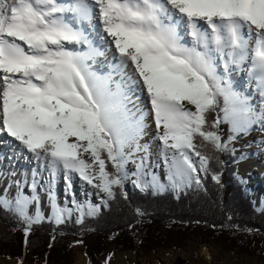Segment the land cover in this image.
Instances as JSON below:
<instances>
[{
  "label": "snow or ice",
  "instance_id": "snow-or-ice-1",
  "mask_svg": "<svg viewBox=\"0 0 264 264\" xmlns=\"http://www.w3.org/2000/svg\"><path fill=\"white\" fill-rule=\"evenodd\" d=\"M100 32L119 57L104 74L93 70L105 55L93 43ZM236 71L255 82L259 111L234 86ZM136 93L147 95L156 126L160 160L152 168L140 155L148 113ZM221 124L229 125L228 142L264 126V0H0V132L44 161L51 177L63 172L68 195L75 175L113 198L129 163L141 190L201 186L197 173L210 158L195 139L227 150ZM161 165L167 184L153 171ZM39 183L34 173L30 195L27 180L15 182L14 195L0 193V210L24 222L26 237L44 219ZM46 183L56 224L74 210L77 223L98 211L75 200L60 207Z\"/></svg>",
  "mask_w": 264,
  "mask_h": 264
},
{
  "label": "trees",
  "instance_id": "trees-1",
  "mask_svg": "<svg viewBox=\"0 0 264 264\" xmlns=\"http://www.w3.org/2000/svg\"><path fill=\"white\" fill-rule=\"evenodd\" d=\"M215 117V113L208 115L209 121ZM220 135L228 143L225 151H214L201 138L195 139L197 150L210 158L208 171L199 175L201 186L193 183L179 191L171 187L160 191L115 188L114 197L104 196L96 206L98 211L85 214L82 223H77L81 214L76 217L74 210L62 224L50 218L34 223L27 237L24 222L0 210V257L29 264H73V246L81 243L88 263L97 264L112 246V255H151L182 250L196 237L202 244H221L226 234L239 231L264 242V206L256 211L245 180L235 174L238 157L233 154L232 141L228 142L232 135L228 124H221ZM108 170H112L110 164ZM130 179L134 182L135 177Z\"/></svg>",
  "mask_w": 264,
  "mask_h": 264
},
{
  "label": "bare ground",
  "instance_id": "bare-ground-1",
  "mask_svg": "<svg viewBox=\"0 0 264 264\" xmlns=\"http://www.w3.org/2000/svg\"><path fill=\"white\" fill-rule=\"evenodd\" d=\"M98 23V22H97ZM102 36H106L105 33L100 32L99 38ZM102 41L101 43L94 42L93 43L99 47L104 52H110L108 57L116 56V61L119 59L118 54L115 53L114 47H110L109 43L106 42L104 39H99ZM111 38H108L110 41ZM98 41V40H97ZM107 47L104 49L103 47ZM106 54V53H105ZM106 56L99 57V59H107ZM97 63V61H96ZM93 65V70H95V65ZM98 72V71H97ZM239 75L243 77V82H245V87L248 89V92L251 93V100L253 105L259 111L261 108V101L262 98L259 96L258 92L254 90L255 82H252V86H249V81L247 78V73L238 71ZM238 75V74H237ZM243 75V76H242ZM245 78V79H244ZM119 79V78H118ZM237 81H240V78H236ZM139 96L137 100L136 97ZM134 101H139L142 105L136 104L138 107L141 108L144 112L148 113L145 116V133L142 139L140 140V144L142 146H147V153L141 152L140 155H147V162L149 168L160 160L159 155V148L158 144L159 141L155 139L156 136V126L151 114V105L148 100V97L144 93H136L134 96ZM130 106V105H129ZM190 106V105H189ZM131 107V106H130ZM257 129V130H256ZM253 135L257 136L256 145H253L251 149H248L244 155L242 161H240L241 169L240 174L245 177L251 178L254 182L252 186L256 190L257 194L255 199L260 201L264 198V179H260V175L256 177L257 172L262 174L264 177V126L257 124L254 126ZM251 133V131L249 132ZM0 146L2 145L3 150L0 149V187L3 189H7L10 195H14L16 192V181H24L27 180L28 187H25L24 191L26 194H31V182L33 180V175L35 173V178L40 182L37 186V191L40 196V201H42L44 209L47 212L51 211L48 201V184L46 182L51 181V188L55 194L56 202L62 206L67 201H71L72 204L73 200L75 202H83L90 198L95 197L94 193L96 189L92 188L89 185H86L83 181L79 180L78 176H73L72 180V193L73 195H68L66 192V182L64 179L63 172H58L54 177L49 175V171L45 165L44 161L36 160L31 153H28L26 150H22L18 145V142L14 141L11 137L7 136L6 133L0 132ZM3 151V152H2ZM88 156L85 155L83 158L85 160H89ZM194 160L198 161V159L194 158ZM90 162V160H89ZM258 165V166H257ZM255 166V167H254ZM257 166V167H256ZM261 166L260 169H256ZM158 175L162 178L163 176V166L161 165L160 168H153ZM259 177V178H258ZM258 178L259 180H257ZM41 189V190H40ZM60 197H64L65 199H61ZM33 208L36 210L35 204L32 205ZM192 249H189L185 255L182 256L183 264H237L235 260L231 257L224 258L221 261L217 259L213 254L209 251H206L205 260L200 258L195 259L192 254ZM119 264H126V260L124 258L118 257ZM132 262L134 263V259L132 258ZM77 264H87L85 255H80ZM145 264V263H144Z\"/></svg>",
  "mask_w": 264,
  "mask_h": 264
},
{
  "label": "rangeland",
  "instance_id": "rangeland-1",
  "mask_svg": "<svg viewBox=\"0 0 264 264\" xmlns=\"http://www.w3.org/2000/svg\"><path fill=\"white\" fill-rule=\"evenodd\" d=\"M99 35H96L95 33L93 34V40L94 42L101 43L102 41L99 40ZM98 40V41H97ZM106 49L107 47H103ZM105 56H109L110 52L105 51ZM114 56L108 57L105 61L104 59H99L97 60V63L95 65V71H98L101 74L109 72L110 65L113 63H116L117 61L113 59ZM238 74V75H237ZM243 76V75H242ZM240 78V81H237L236 78ZM119 77L116 76L115 79H118ZM232 80L234 83V86L238 90L244 91L246 94H248V89L245 87V82H243V77L239 75L238 71L234 72L232 74ZM245 79V78H244ZM134 100V97H132ZM139 101H136V104H139L141 106V103H138ZM132 107V105H130ZM191 107V106H188ZM194 110V109H193ZM257 130V129H256ZM253 131L251 130V133L248 134H241L235 137V139L232 140L231 142V147L233 149V154L238 157V167L236 170V175L242 177L243 180H245L246 185L245 187L249 189V191L252 193L251 196V201L253 202V207L256 209V211H260L261 208L264 206V198L258 201L255 199L256 197V190L252 186V183L254 182L251 178L241 175L240 169H241V164L240 161L243 159L244 153L253 147V145H256L257 141V136L253 135ZM1 142V140H0ZM0 149L3 150L2 145L0 146ZM3 152V151H2ZM89 159V157H87ZM198 159L197 157H194ZM264 160V159H263ZM258 166V165H257ZM256 166V167H257ZM197 167H199L197 163ZM255 167V166H254ZM261 166H259L256 169H260ZM126 170L129 173V176L126 180L123 182V186L126 190H132L136 188V184L131 181L130 177L132 176V173L136 171V165L129 163L126 166ZM198 176L200 175V172L198 171ZM257 176H261L260 179H264L263 175L260 173L254 174ZM259 178V177H258ZM256 178L257 180H259ZM161 182L165 183L167 182L166 179L161 177ZM264 184V181H263ZM41 190V189H40ZM5 189L0 187V193H3ZM95 197L90 198L88 200H85L83 202H77L78 204H83V205H92L93 207H96L99 204H102L104 201V194L99 192L97 189L94 193ZM103 197V199H102ZM61 199H65L64 197H60ZM71 201H67V203H64L60 207H68V208H73V202L70 204ZM40 208L41 212L44 215V218H50L52 213L47 212L46 209H44L42 201H40ZM28 214L29 215H34L35 214V209L33 208L32 205L29 206L28 209ZM78 216V212L76 214V217ZM53 220V219H52ZM54 221V220H53ZM55 222V221H54ZM251 232V231H249ZM262 236V234H260ZM223 243L221 244H202L199 241V238L196 237L186 243V246L184 249L179 250V249H170V250H163L159 251L157 253H153L151 255H144L143 253L140 254H135L133 252H120L115 255H112L111 252V247L108 252H106L98 261L97 264H119L118 263V257L124 258L126 260V264H183L185 261H183L182 256L187 253L189 249H192V254L195 259L200 258L201 261L205 260V252L209 251L211 254H213L219 261H221L224 258L231 257L233 260L237 262V264H264V242L260 241L256 238L253 237V234H250L248 232H241L239 233H234L233 234H226L223 238ZM73 257H74V262L73 264H77L79 256L80 255H85V248L82 246L81 243L75 244L73 246ZM86 257V255H85ZM132 258L134 259V263L132 262ZM87 264V258H86ZM0 264H29L27 262H19L14 259H7L6 257L2 256L0 257Z\"/></svg>",
  "mask_w": 264,
  "mask_h": 264
}]
</instances>
